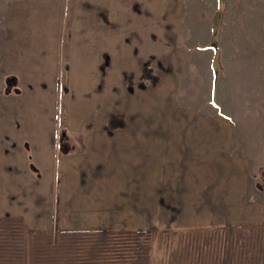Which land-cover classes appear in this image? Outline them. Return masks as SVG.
<instances>
[{
    "label": "rangeland",
    "instance_id": "obj_1",
    "mask_svg": "<svg viewBox=\"0 0 264 264\" xmlns=\"http://www.w3.org/2000/svg\"><path fill=\"white\" fill-rule=\"evenodd\" d=\"M0 264H264V0H0Z\"/></svg>",
    "mask_w": 264,
    "mask_h": 264
}]
</instances>
